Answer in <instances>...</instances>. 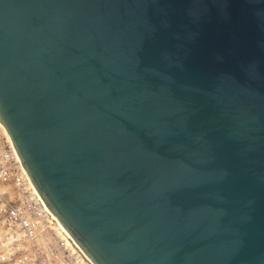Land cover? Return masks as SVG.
I'll return each mask as SVG.
<instances>
[{
    "label": "water",
    "instance_id": "95a60500",
    "mask_svg": "<svg viewBox=\"0 0 264 264\" xmlns=\"http://www.w3.org/2000/svg\"><path fill=\"white\" fill-rule=\"evenodd\" d=\"M0 126L90 264H264V0H0Z\"/></svg>",
    "mask_w": 264,
    "mask_h": 264
},
{
    "label": "built area",
    "instance_id": "2783aa9c",
    "mask_svg": "<svg viewBox=\"0 0 264 264\" xmlns=\"http://www.w3.org/2000/svg\"><path fill=\"white\" fill-rule=\"evenodd\" d=\"M69 245L0 126V264H85Z\"/></svg>",
    "mask_w": 264,
    "mask_h": 264
},
{
    "label": "rangeland",
    "instance_id": "374dc122",
    "mask_svg": "<svg viewBox=\"0 0 264 264\" xmlns=\"http://www.w3.org/2000/svg\"><path fill=\"white\" fill-rule=\"evenodd\" d=\"M62 234H64L63 233V231H62ZM65 235V234H64ZM65 237H66V239L68 240V242L71 244V245H69L72 249H74L75 251H76V253L80 256V258H82L83 259V262L85 263V264H90L89 262H88V260L82 255V253L76 248V246L71 242V240L65 235Z\"/></svg>",
    "mask_w": 264,
    "mask_h": 264
},
{
    "label": "bare ground",
    "instance_id": "6f19581e",
    "mask_svg": "<svg viewBox=\"0 0 264 264\" xmlns=\"http://www.w3.org/2000/svg\"><path fill=\"white\" fill-rule=\"evenodd\" d=\"M61 229V228H60ZM64 233V232H63Z\"/></svg>",
    "mask_w": 264,
    "mask_h": 264
}]
</instances>
